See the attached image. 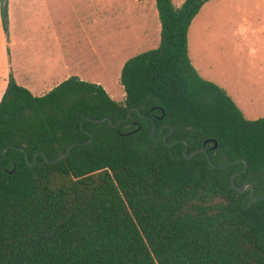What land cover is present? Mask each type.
I'll use <instances>...</instances> for the list:
<instances>
[{"label":"trees","instance_id":"1","mask_svg":"<svg viewBox=\"0 0 264 264\" xmlns=\"http://www.w3.org/2000/svg\"><path fill=\"white\" fill-rule=\"evenodd\" d=\"M208 1L155 0L159 44L123 64L121 101L77 76L34 95L10 73L0 264H264V117L247 119L190 60ZM0 20L8 33V0ZM182 140L206 153L187 157Z\"/></svg>","mask_w":264,"mask_h":264},{"label":"rangeland","instance_id":"2","mask_svg":"<svg viewBox=\"0 0 264 264\" xmlns=\"http://www.w3.org/2000/svg\"><path fill=\"white\" fill-rule=\"evenodd\" d=\"M8 12L0 94L10 73L35 95L78 76L121 101L123 64L160 40L155 0H8ZM188 46L201 77L224 89L246 118L264 117V0L206 2Z\"/></svg>","mask_w":264,"mask_h":264},{"label":"water","instance_id":"3","mask_svg":"<svg viewBox=\"0 0 264 264\" xmlns=\"http://www.w3.org/2000/svg\"><path fill=\"white\" fill-rule=\"evenodd\" d=\"M137 111H138V110H137ZM130 112H131V111H128L126 118L129 117ZM104 119H105V118H104ZM104 119H102V120H104ZM108 121L110 122V120H108ZM116 125H117V124H116ZM154 132H155V131H154V127H153L152 132H151V136H152L154 139L158 140L159 138L162 137L163 140L166 141V138H167L168 134H165L164 136H162V133H161L158 137H154ZM176 142H179V141H175V142H172V143H170V144H174V143H176ZM182 142L185 143V148H184L183 153H184L185 155H187V154H186L187 144H186L185 140H182ZM72 147H73V145H70V146L68 147V149H67V151H66L65 154H63V155L57 157L56 159H54V160H52V161H58V160H61V159H63V158H66V157L70 154V150H71ZM214 147H216V143L214 144ZM19 149L25 152V156H26V158L28 159V154L26 153V151H25L24 149H22V148H19ZM6 150H7V147L3 150V152H2V157L0 158V160L4 157ZM198 151H203V152L206 153V150L203 149V148H201V149H199V150H195V151L191 152V154L187 155V157L191 158V157H192L196 152H198ZM41 154L44 156L45 159H47L44 153H41ZM36 156H37V154L34 155V161L31 162L32 164L35 162V158H36ZM239 160L244 161L243 159H239ZM233 162H234V161H233ZM233 162H228V163H226V164H224V165H221V167L226 166V165H230V164H232ZM245 169H246V163H245V167H244L243 170H245ZM235 176H236V174L232 175V177H231V183H232V186H233L235 189H238V190H246V189L249 187V188H250V194H251V196H252L254 199H259V198H260V197H255V196H254V194H253V185H252L251 183L247 182V183H245L242 187H238V186L235 184V182H234V178H235ZM263 199H264V197H263Z\"/></svg>","mask_w":264,"mask_h":264},{"label":"crops","instance_id":"4","mask_svg":"<svg viewBox=\"0 0 264 264\" xmlns=\"http://www.w3.org/2000/svg\"><path fill=\"white\" fill-rule=\"evenodd\" d=\"M134 1H141V0H134ZM155 6H156V5H155ZM149 7H150V10L153 8V7H152V3L150 4ZM152 10H153V9H152ZM200 10H201V9H200ZM199 12H200V11H199ZM157 14H158V13H157ZM198 14H199V13H198ZM198 14H197V15H198ZM197 15H196V16H197ZM193 20H194V19H193ZM193 20H192V21H193ZM191 24H192V23H191ZM190 26H191V25H190ZM49 27H50V29H56L55 26H54V25H51V24L49 25ZM42 28H43V27H42ZM189 29H190V28H189ZM0 31L4 34V32H3V30H2L1 20H0ZM0 41H1V46H2V47H5V42H4V40H3V36H2V35H0ZM77 77H78V76H77ZM65 80H66V79H65ZM81 80H82V79H81ZM63 81H64V80H63ZM84 81H85V80H84ZM88 82H89V81H88ZM6 86H7V85H6ZM4 91H5V90H4ZM3 93H4V92H3ZM3 93L0 94V100H1V97H2ZM45 93H46V92H45ZM43 94H44V93H43ZM34 95H35V94H34ZM41 95H42V94H41ZM247 119H248V118H247Z\"/></svg>","mask_w":264,"mask_h":264}]
</instances>
